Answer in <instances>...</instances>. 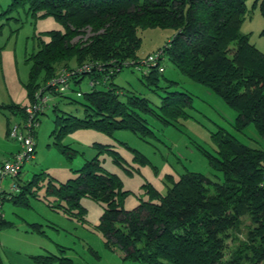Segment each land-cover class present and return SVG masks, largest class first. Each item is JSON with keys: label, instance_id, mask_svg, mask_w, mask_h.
<instances>
[{"label": "trees", "instance_id": "1", "mask_svg": "<svg viewBox=\"0 0 264 264\" xmlns=\"http://www.w3.org/2000/svg\"><path fill=\"white\" fill-rule=\"evenodd\" d=\"M257 7L264 16V0ZM20 9L34 18L52 16L61 26L46 31L47 39L40 38L38 49L27 57L30 104L34 93L46 92V83L60 72L75 71L69 85L70 81L79 84V76L87 74L91 82L100 79L102 85L98 88L90 83V90L82 93L81 117L69 114L54 119L51 135L61 152L68 153L61 140L76 129L94 128L108 134L125 129L145 138L153 131L143 115L173 126L189 116L192 96L169 90L175 81L160 88L158 104L113 83L112 78L124 67L139 64L138 30L145 28L172 29L170 40L159 49L163 57L236 111L235 130L243 132L252 124L264 135V52L240 32L248 13L246 0H11L5 12ZM85 64L93 66L90 72H76ZM162 73L150 67L144 73L148 86H157ZM29 105L0 104V111L8 119L14 116L24 122ZM212 139L216 155H207L220 172V181L186 171L170 180L164 194L149 188V199L130 210L121 206L127 193L121 179L105 169L98 156L85 161L78 174L64 183L56 184L48 176L45 192L59 207L64 201L66 211L76 207L81 213L82 197L101 203L99 227L106 246L115 242L125 252L123 259L139 264H264V150L221 130ZM106 146L96 143L97 155L106 150L122 165L120 153ZM45 175L34 174L9 200L27 205V195L36 193H31L32 186ZM244 217L249 224L240 239L233 231L240 228ZM9 224L0 218L1 227ZM31 259L35 264H55L59 258L38 254Z\"/></svg>", "mask_w": 264, "mask_h": 264}, {"label": "rangeland", "instance_id": "2", "mask_svg": "<svg viewBox=\"0 0 264 264\" xmlns=\"http://www.w3.org/2000/svg\"><path fill=\"white\" fill-rule=\"evenodd\" d=\"M10 2L0 0V104L25 106L30 104L26 89L30 68L27 57L38 49L40 38L47 39L46 31L61 26L52 16L34 18L22 9L5 12ZM258 2L246 0L248 13L240 32L248 34L249 41L264 52V35H261L264 16L259 12ZM254 3L256 6L252 8ZM173 32L169 28L139 29V64L124 67L112 81L121 90H133L157 104L158 94L162 93L160 88L168 86L171 83L168 81H175L169 90L190 94L192 103L188 109L189 116L180 119L174 126L163 124L154 116L143 115L153 131V135L145 138L125 129H115L111 134L94 128L76 129L61 140L68 151L63 153L56 147L55 137L51 135L55 127L54 119L57 115L82 116L79 101L82 100V93L91 88L90 75L79 76V84L70 81V89L65 94L48 92L50 98L38 114L34 129L33 158L24 162L19 177L6 176L1 182L5 190L11 185L19 190V186L31 180L34 174L46 173L38 184L32 186L31 193H36L27 195V205L14 204L9 199L3 201L1 211L10 224L1 227L0 264H35L31 256L38 254L54 255L59 258L55 264L60 261L69 264H139L131 259H123L125 252L115 242L111 241L106 246V237L99 227L104 208L101 203L82 197L81 213L76 207L66 211L64 201L59 207L58 201L46 195L49 177L54 178L56 184L64 183L78 174L85 161L95 156L105 169L121 179L122 189L127 191L121 206L130 210L142 200L149 199V188L164 194L170 180H176L186 171L198 172L213 181H220L221 174L212 166L207 155H216V144L212 139L216 131L229 133L251 147L264 150V135L260 136L254 125H248L243 132L235 130L236 111L212 90L188 78L166 57L160 60L164 71L158 85L148 86L144 77L148 66L143 62L149 55L157 53L170 40ZM101 86L96 84L98 88ZM15 123L21 124L22 120L11 116L10 125ZM6 129V120L0 111V150L3 157L5 155L7 160H12L22 145L17 138L7 136ZM22 130L19 128L18 132ZM96 143L120 153L122 165L115 163L106 150H99L97 155ZM3 161H0V166ZM248 224V219L244 217L243 224L233 233L244 239ZM226 243L230 248L231 238Z\"/></svg>", "mask_w": 264, "mask_h": 264}, {"label": "built area", "instance_id": "3", "mask_svg": "<svg viewBox=\"0 0 264 264\" xmlns=\"http://www.w3.org/2000/svg\"><path fill=\"white\" fill-rule=\"evenodd\" d=\"M161 59H163V53L161 50H158L154 55H149L146 61L143 62V64L147 65L148 69L150 67H157L158 71L163 72L164 69L160 65ZM92 68L93 66L85 64L78 68L76 72L88 73L92 70ZM74 73L75 71L60 72L57 77L46 83V87H48V89H45V91L47 90L46 92H44L42 89L40 91H36L34 93V101L26 108V119L24 120V122H22L21 124L15 123L11 125L9 129V136L11 138H17L21 143L22 148L20 151H18V153L13 155L12 160L6 159L0 166V218L3 217V213L1 211L3 201L5 199H9L11 197V194L17 192L18 190L17 186L12 185L9 186L7 190H5L1 185L2 179H4V177L6 176L16 178L21 172V168L24 162L28 159L33 158V154L35 151L34 129L38 123L37 115L42 112L47 105V101L50 98L47 94L48 92L52 94L50 90L63 93L67 92L70 88L68 79ZM111 73L112 71H109V73L105 75L106 77L104 78V81L108 79V75H110ZM98 81L99 80H95L94 82H91V84H98ZM19 128H23L24 130L18 132Z\"/></svg>", "mask_w": 264, "mask_h": 264}, {"label": "crops", "instance_id": "4", "mask_svg": "<svg viewBox=\"0 0 264 264\" xmlns=\"http://www.w3.org/2000/svg\"><path fill=\"white\" fill-rule=\"evenodd\" d=\"M5 117V116H4ZM10 119H11V116H10V118L8 119V117L6 118L5 117V120H6V127L10 124ZM6 135H7V129H6ZM1 151L2 150H0V161L2 160H5V158L7 157H5V155H4V157H3V155L1 154ZM14 153V152H13ZM13 153H11V154H13ZM7 159V158H6ZM3 219L5 220V221H7L4 217H3ZM7 222H9V221H7ZM3 226H6V225H3ZM0 234H3V228H1V226H0Z\"/></svg>", "mask_w": 264, "mask_h": 264}]
</instances>
